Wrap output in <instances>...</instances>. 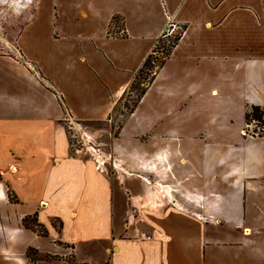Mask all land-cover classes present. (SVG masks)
<instances>
[{
    "label": "crops",
    "instance_id": "obj_1",
    "mask_svg": "<svg viewBox=\"0 0 264 264\" xmlns=\"http://www.w3.org/2000/svg\"><path fill=\"white\" fill-rule=\"evenodd\" d=\"M33 1L17 45L41 80L27 67L0 77V264H264V137L245 121L264 107V0H68L65 26L56 0ZM169 21L177 42L99 141L113 171L62 120L111 116ZM167 113L206 128L203 148L154 130ZM33 213L46 236L23 226ZM29 246L52 257L31 261Z\"/></svg>",
    "mask_w": 264,
    "mask_h": 264
},
{
    "label": "rangeland",
    "instance_id": "obj_2",
    "mask_svg": "<svg viewBox=\"0 0 264 264\" xmlns=\"http://www.w3.org/2000/svg\"><path fill=\"white\" fill-rule=\"evenodd\" d=\"M40 1L42 2L43 6H45V10H47V7H49L48 5L49 0L47 1L40 0ZM67 2L68 0H56L55 3V5H57L59 9L57 14L59 17L58 21L61 23V25L64 26H65L64 18H63V14L61 13H63L64 9L68 8ZM34 3L37 4V1L0 0V77L6 74V72L4 71H6L7 69L9 70L12 68L18 69V68L27 67L32 75L37 77L38 80H41V76L37 72L36 67H34L31 64H28L27 61L23 59L22 54L17 45L18 36L22 28L30 21L33 15V8L35 7ZM121 27H122L121 19L117 17L110 25L109 32L115 33L116 30L119 31ZM181 29L182 28L179 25L174 26L173 30L171 31V33L168 34V36H164L160 39L159 42H156L157 45L155 47V52H153L152 54L153 56H157V57L156 59L153 58L151 61V63L154 64V67L151 70L143 69L142 73L138 74V77L135 79L132 85L133 87L127 89L125 93L120 97L118 102L115 104L111 116H109L107 119L103 121H98V122L72 121L68 117L65 118V120H62L67 137L70 143L73 144L74 147L86 148V146H82L79 141L82 136H84L83 138H85L86 136H90L93 142H98V143L99 141H108L109 139L112 138V136H117L119 129L123 124L126 116L129 114V112L133 110L132 109L131 111H129L128 108H130L132 106V103L134 101H137L139 97L138 90L135 86H139L140 88H142L147 86V84L151 82L152 80L151 77L153 76L152 75L153 72H155L158 69V67L155 65L159 63L160 57L163 56V54L161 53L163 46L168 48L169 43L171 42L173 37L177 35L181 31ZM149 80L150 82H148ZM147 113H154V112L150 111ZM159 118L160 120H158L156 129L154 130L159 131L161 126L163 130L165 129L163 126L172 127L167 130V135L169 134H173L174 136L176 135L178 140L180 141L181 139L184 143H186L188 139L193 138L190 136V134L195 135V140H196L195 144L198 145L199 141H201V146L200 148L198 147V150L203 148L202 139H203V134H205L204 129L206 128L202 127L201 129L200 127H197V125L195 127L196 121H193L192 124L190 125L189 122L184 121L185 118L182 121V118L177 119L175 114H170V113L158 116L157 119ZM262 120L263 121L261 124L260 122H257L253 118H250L249 121L246 122L247 125L246 132L251 135H257V133L262 132L264 127V117H262ZM99 146L101 150L104 151L101 144ZM113 162L115 163L114 158L110 157L108 161L105 162L104 164L108 165L109 167L107 166V168H111L113 169V171L115 170L114 169L115 166H117V169L119 170L118 167L119 163L114 164ZM6 170L10 171L11 169L10 167H7ZM139 172L142 173V170H139ZM1 179H2V173L0 172V180ZM146 182L147 183L150 182L152 186H158L159 188L163 186V189H159L160 191L158 193L165 196V200L166 202H168V204L173 205L172 199L175 198L176 195L171 196L169 192H166L165 188H167L166 187L167 185L163 184L161 186L159 184L160 179L158 177L157 178L152 177V179H148V181ZM160 198L162 197L160 196L158 199L160 200ZM26 223L29 229L37 232L38 234L45 232L44 229L41 226H39V223L32 216L28 218ZM53 224L55 227L58 226L56 221H54ZM72 261L74 262L73 259Z\"/></svg>",
    "mask_w": 264,
    "mask_h": 264
},
{
    "label": "trees",
    "instance_id": "obj_3",
    "mask_svg": "<svg viewBox=\"0 0 264 264\" xmlns=\"http://www.w3.org/2000/svg\"><path fill=\"white\" fill-rule=\"evenodd\" d=\"M117 17L118 16H116V15L112 17L111 24L113 23L114 19H116ZM178 38H179V33L173 37V39L169 43V47L168 48L165 47V46H163V48L161 50V53L163 54V56L160 57L159 63L157 65H155V66L159 67L163 63V61L165 60V58L170 54L171 48L177 42ZM160 39L161 38H159L157 40V42H159ZM156 45H157V43L155 44L152 52L147 55V57L145 58V60L143 61L142 65H141V67L139 68V70L134 75V79L131 82V84L129 85L128 89L133 87L132 85H133L135 79L138 77V74H141L142 73L143 69L151 70L154 67V64H152L151 61H152L153 58L156 59V57H157V56H153V54H152L153 52H155ZM146 75H147V73H146ZM152 75H154V72H153ZM152 77H151V79H152ZM148 82H150V80ZM135 87L138 90V96L139 97H138L137 101H134L132 103V106L130 108H128L129 111H131L136 106L139 98L143 95V93L145 92L147 86L142 87V88H140L139 86H135ZM262 117H264V107H261L259 105H251V106L247 107V109L245 111V120H246V122H248L250 118H253L257 122H260L262 124V121H263L262 120ZM257 135L264 137V127H263V131L257 133ZM7 194H8L9 200H13L14 199L13 196L11 195V193L9 192V190L7 191ZM30 216H32L33 218H35V220L37 221V217H36V214L35 213L24 216L21 221H22L23 226L26 227V228H29L27 226L26 221L28 220V218ZM39 226H41L44 229V231H45V232L41 233L40 235L46 236V234H47L46 229L43 227V225L41 223H39ZM25 255L31 261H35L37 259H48V258H51L52 257V256H50L47 253H42V252L38 251V249H36L34 247H28L26 249V251H25Z\"/></svg>",
    "mask_w": 264,
    "mask_h": 264
},
{
    "label": "built area",
    "instance_id": "obj_4",
    "mask_svg": "<svg viewBox=\"0 0 264 264\" xmlns=\"http://www.w3.org/2000/svg\"><path fill=\"white\" fill-rule=\"evenodd\" d=\"M176 26V24L174 22L169 21L164 29V33L165 35L171 33V31L173 30V27ZM84 136L81 137V139L79 140L82 146H86V150L87 152H89V154L93 157L96 158V160H99L100 162H105V154L103 153V151L100 148V144L98 142H93L92 138L90 136H86L85 138H83ZM141 237H146V238H150V236L148 234H146L145 232H141L140 233Z\"/></svg>",
    "mask_w": 264,
    "mask_h": 264
},
{
    "label": "bare ground",
    "instance_id": "obj_5",
    "mask_svg": "<svg viewBox=\"0 0 264 264\" xmlns=\"http://www.w3.org/2000/svg\"><path fill=\"white\" fill-rule=\"evenodd\" d=\"M10 168H11L12 172L15 170L14 167H10Z\"/></svg>",
    "mask_w": 264,
    "mask_h": 264
}]
</instances>
